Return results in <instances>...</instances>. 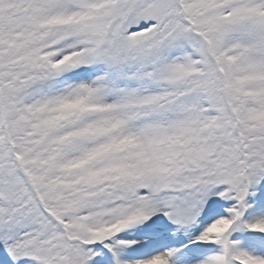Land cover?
<instances>
[{
	"label": "snow or ice",
	"instance_id": "obj_1",
	"mask_svg": "<svg viewBox=\"0 0 264 264\" xmlns=\"http://www.w3.org/2000/svg\"><path fill=\"white\" fill-rule=\"evenodd\" d=\"M0 264H264V0H0Z\"/></svg>",
	"mask_w": 264,
	"mask_h": 264
}]
</instances>
